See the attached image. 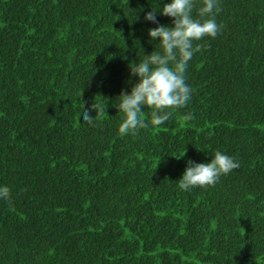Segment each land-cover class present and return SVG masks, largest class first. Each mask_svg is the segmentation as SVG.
<instances>
[{
  "label": "trees",
  "instance_id": "obj_1",
  "mask_svg": "<svg viewBox=\"0 0 264 264\" xmlns=\"http://www.w3.org/2000/svg\"><path fill=\"white\" fill-rule=\"evenodd\" d=\"M162 3L0 0V264H264V0H219L189 104L122 137L116 97ZM104 101L94 126L79 121L80 102L94 117ZM216 150L239 167L180 189Z\"/></svg>",
  "mask_w": 264,
  "mask_h": 264
},
{
  "label": "clouds",
  "instance_id": "obj_2",
  "mask_svg": "<svg viewBox=\"0 0 264 264\" xmlns=\"http://www.w3.org/2000/svg\"><path fill=\"white\" fill-rule=\"evenodd\" d=\"M194 9L198 10V16L193 15ZM219 11V0H163L162 6L144 13V21L155 25L149 27L148 36L150 42L156 43L150 53L144 52L143 58L138 55V59L129 62L130 75L137 79L130 91H122L116 97L115 107L122 114L118 126L120 136L164 125L172 118L173 110L189 104L193 90L187 82L186 70L200 50L196 41L215 38L220 33L221 25L215 18ZM158 13L172 18V23H161ZM105 101L92 105L97 111L94 117L80 102L79 107L84 110L79 121L94 126L106 112ZM145 108L150 109V120L144 118ZM184 118L192 120L194 115L188 112ZM211 157L205 162L190 159L178 187L190 191L197 186H214L222 176L239 167L235 157L221 150H216ZM10 199V188L0 184V200Z\"/></svg>",
  "mask_w": 264,
  "mask_h": 264
}]
</instances>
